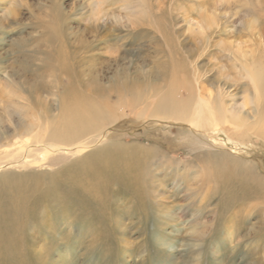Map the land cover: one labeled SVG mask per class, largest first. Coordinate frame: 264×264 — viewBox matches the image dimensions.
I'll return each instance as SVG.
<instances>
[{"label":"rangeland","instance_id":"374dc122","mask_svg":"<svg viewBox=\"0 0 264 264\" xmlns=\"http://www.w3.org/2000/svg\"><path fill=\"white\" fill-rule=\"evenodd\" d=\"M141 4L140 14L137 0H0V130L4 132L0 131V143L6 145L0 151L11 153L35 143L43 147L42 142L30 141L24 135L48 126V130L62 127L72 101L96 99L101 110L120 116L113 123H100L106 135L94 149L118 140L128 146L140 145L134 153L149 160L148 175L154 174L166 183V187L157 189L155 199H149L150 203L160 200L156 211L148 208L140 216L130 215V204L118 200V214L112 218L119 226L112 227L113 235L106 243L114 253L109 258L100 253V241L92 244L88 238L77 240L78 228L61 222H50L52 227L46 228L54 236L42 233V225L29 224L26 232L30 240L23 250L39 259L44 249L54 264H248L256 239L249 235L236 239L234 227L228 223L233 209L222 210L217 204L219 199L242 190L232 188L218 195L217 190L214 194L208 187L210 182L198 188L192 182V189L187 188L191 176L237 178L235 174L241 170L226 167L227 159L221 167L205 164L203 156L207 152L229 153L220 146L222 142L187 151L182 143L187 123L167 120V113L157 112L155 104L160 100L157 93L168 88L173 76L178 80L181 76L190 80L197 91L200 87L211 95L221 94L238 115L258 113L264 107V85L259 93L234 61H264V0H144ZM98 7L105 14L97 19L90 13ZM178 64L183 66L182 71L177 70ZM33 86L36 90L31 92ZM185 94L181 89L180 95ZM143 110L148 117L138 112ZM221 132L213 136L221 138ZM15 134L23 136L16 144ZM208 137L211 143L213 137ZM241 145L249 157L247 154L253 155L259 149L252 143ZM152 147L160 149L167 159L175 158L180 169L184 163L195 166L188 181L177 178L178 171L172 172L173 168L164 163L163 169H155L162 155L150 156L148 148ZM94 149L86 148L84 152ZM211 155L208 161L213 160ZM52 156L56 153L47 154L44 161ZM204 164L206 170L201 168V172ZM8 167L0 173L39 171L35 164ZM56 168H40L47 171L46 181L48 173ZM258 170L264 173V169ZM258 170L251 168V173L244 175L252 185H256L252 177L260 176ZM23 188L27 190L28 185ZM252 204H256L259 214L251 216L252 209L250 221L259 222L261 231L256 256L264 264V193L259 189L247 202L246 212ZM58 236L69 242H62ZM89 245L95 246L92 252L87 250Z\"/></svg>","mask_w":264,"mask_h":264},{"label":"bare ground","instance_id":"6f19581e","mask_svg":"<svg viewBox=\"0 0 264 264\" xmlns=\"http://www.w3.org/2000/svg\"><path fill=\"white\" fill-rule=\"evenodd\" d=\"M142 1L144 0H137L139 5L138 12L140 14L143 10L141 9L143 7ZM90 14L94 15V18H97L100 15H104L105 12L103 8L98 7ZM58 64L60 65V63ZM234 65L242 70L243 74L246 75L254 88L260 93L264 85L263 59H259L251 64L234 61ZM60 66L64 69L66 68L64 63ZM182 67L178 64L177 70L182 71ZM173 75H175V71ZM181 89H184L186 93L185 97L180 95ZM35 90L34 86L30 89L31 92ZM65 93H67L66 90H63V94ZM157 94L160 96V100L155 104L157 112L167 113L165 117L169 121H183L187 123L188 127L186 129L188 132L182 138L184 141L182 143H185V147L187 145V151L206 148L212 143L213 145H217L216 141L222 142L219 143L220 146H224L230 154L224 155L222 153L207 152L203 156V161L205 164L211 163L213 165L214 163V167H221L222 163L225 164L227 159L228 163L225 164L226 167L241 171L236 172L237 178L232 176L217 177L209 174L206 179L205 177L203 179H195L191 176V180L188 181L187 178L190 173L194 172L195 168L193 167L195 166L191 163H182L183 166L180 169V162L178 163L175 158L170 157L167 159L164 153H160V149L152 147L148 148L150 156L152 154L154 156L158 155V153L162 155V161L158 159L159 161L155 163V169H163L164 163L169 168H173L172 172L178 171L175 175L177 178L183 179L186 182L188 181V189H192V182L196 183L193 185H196L197 188L205 182H210L211 186L208 187L213 188L214 194L216 193L214 190H217L218 195H224L229 190L231 191L232 188L241 189L240 193L232 194L220 202L219 199L217 204L219 203L222 210L227 208L233 209L228 223L233 225L236 239H241L247 235L256 239L254 241L255 245L249 251L251 257L248 264H261L259 256H256L258 255L261 236L260 224L259 222H257L258 224L251 222L249 217L252 209L254 212L251 216H258L259 212L256 204L248 206L249 210L247 212L245 209L247 202L252 198L254 192L257 193L259 189L261 193H264V173L258 170L259 168L264 169V107L259 109L258 113L252 115H238L231 107L226 105L221 94L211 95L209 92H204V89L200 87L199 91H197L190 80L181 78V76L179 80L173 76L168 88ZM198 96L201 97L198 98ZM27 98H29V94ZM69 108L70 110L65 115L62 127H54V129L48 130V126L43 130H32L28 132L32 134L27 133V135H24L25 139L30 141L42 142L43 145L41 146L43 147H38L35 143L29 147L25 146L21 150H18V148L14 149L11 153H6L5 150L0 151V170L8 166L10 168H18L28 166L29 164H35L39 168V171H26L23 173L6 171L0 173V213H6L4 216L0 214V264H54L52 260L49 261L47 259L48 251L44 249L40 253L41 257L39 259L31 257L23 250L27 241L30 240L26 229L30 228L29 224L31 223H37L39 226L42 225L41 231L47 236H54L50 233L53 231L49 232L46 229L52 227L50 222H61L70 227L75 226L78 228L75 234L79 235L77 240L88 238L92 244L100 241V253L109 258L114 253H112V248L106 243L108 242L107 238L113 235L112 230L114 229L112 227L116 229L119 226L115 219L118 214V200L122 199L130 204V215H135L136 213L140 216L141 212L148 208H153L154 211L160 208V200L150 203L149 199L151 197L155 199L158 195L156 193L157 189L160 187L163 189L166 187V183L164 179H159L154 174L148 175L150 174L149 160L147 158L143 160L142 158L145 156L134 153L141 147L140 145L128 146L118 140L116 142L107 141L106 145L95 149L93 147L97 142L104 140L103 138L106 135L102 131L100 123L103 120L113 123L120 115L116 114V112L101 110L96 99L90 98L89 100L77 98L75 101H72ZM138 112H140V115L148 117L144 113V110ZM154 119L159 120L156 117ZM120 125L118 127H122ZM225 126H227L225 129L226 134H223L225 130L222 127ZM131 128L133 127L131 126ZM220 131H222L221 135L223 137L213 136ZM209 132L211 133L209 134ZM16 134L13 138L14 144L18 143V138L23 137L16 136ZM207 136L213 137L211 143L206 140ZM1 138L5 139L4 136ZM245 143L255 144L259 148L257 151L261 150V152L251 149L255 153L253 155L247 154L250 157L245 156L243 152L245 149L241 148V144ZM167 145L169 146V144ZM5 147L4 143H0V149H5ZM91 147L94 149L92 152H84V149ZM53 152L56 153V156L48 157V160L45 159L46 161H44L47 154ZM69 154H76L78 157L70 159L68 157ZM144 154H146L145 150H143L142 155ZM209 154H212V161H208ZM205 164L201 165L200 171L201 168H206ZM230 164H233L234 167H230ZM240 165L247 167H241ZM50 166H57V168L53 172L48 173L47 177L49 179L46 181L44 176L47 171H41L40 168L44 169ZM251 168L258 170L260 175L254 176V179L252 177L255 184L260 186V188L255 190L247 186L256 185H252L247 181V178H244L245 174L251 173ZM24 185H28L27 190H24V188L22 190V186ZM220 191L223 193L221 194ZM112 217L115 218L113 219ZM53 230L55 231V229ZM58 237L59 240L62 239V242H69L63 236ZM239 243L240 240H238L236 245ZM94 247L89 245L87 250L92 252V248Z\"/></svg>","mask_w":264,"mask_h":264}]
</instances>
